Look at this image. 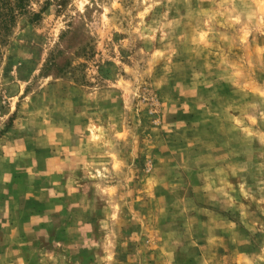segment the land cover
<instances>
[{
	"label": "rangeland",
	"instance_id": "obj_1",
	"mask_svg": "<svg viewBox=\"0 0 264 264\" xmlns=\"http://www.w3.org/2000/svg\"><path fill=\"white\" fill-rule=\"evenodd\" d=\"M0 264H264V0H0Z\"/></svg>",
	"mask_w": 264,
	"mask_h": 264
},
{
	"label": "trees",
	"instance_id": "obj_2",
	"mask_svg": "<svg viewBox=\"0 0 264 264\" xmlns=\"http://www.w3.org/2000/svg\"><path fill=\"white\" fill-rule=\"evenodd\" d=\"M16 5H17L18 7H21V4H19L18 2L16 3Z\"/></svg>",
	"mask_w": 264,
	"mask_h": 264
}]
</instances>
